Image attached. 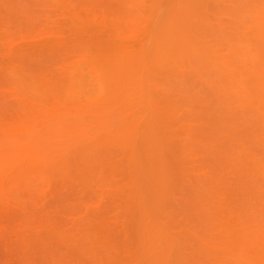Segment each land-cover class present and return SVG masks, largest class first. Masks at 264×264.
I'll return each mask as SVG.
<instances>
[{
	"label": "rangeland",
	"instance_id": "rangeland-1",
	"mask_svg": "<svg viewBox=\"0 0 264 264\" xmlns=\"http://www.w3.org/2000/svg\"><path fill=\"white\" fill-rule=\"evenodd\" d=\"M0 264H264V0H0Z\"/></svg>",
	"mask_w": 264,
	"mask_h": 264
}]
</instances>
